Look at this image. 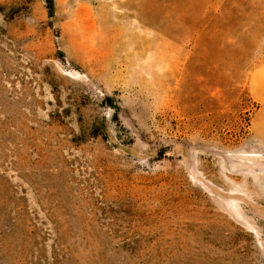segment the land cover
Segmentation results:
<instances>
[{
  "label": "rangeland",
  "instance_id": "1",
  "mask_svg": "<svg viewBox=\"0 0 264 264\" xmlns=\"http://www.w3.org/2000/svg\"><path fill=\"white\" fill-rule=\"evenodd\" d=\"M54 2L0 0V264H264V0Z\"/></svg>",
  "mask_w": 264,
  "mask_h": 264
},
{
  "label": "crops",
  "instance_id": "2",
  "mask_svg": "<svg viewBox=\"0 0 264 264\" xmlns=\"http://www.w3.org/2000/svg\"><path fill=\"white\" fill-rule=\"evenodd\" d=\"M249 90L257 104L251 120L250 138L264 151V64L251 74Z\"/></svg>",
  "mask_w": 264,
  "mask_h": 264
},
{
  "label": "trees",
  "instance_id": "3",
  "mask_svg": "<svg viewBox=\"0 0 264 264\" xmlns=\"http://www.w3.org/2000/svg\"><path fill=\"white\" fill-rule=\"evenodd\" d=\"M49 9V16L51 19L55 17V2L54 0H46ZM32 230L30 236L32 235ZM62 241H59L53 247L52 256L47 258L45 255H42L39 258V263L37 264H68V252L67 249H64V245L60 244ZM30 264V262H28ZM34 264V263H32ZM36 264V263H35Z\"/></svg>",
  "mask_w": 264,
  "mask_h": 264
}]
</instances>
